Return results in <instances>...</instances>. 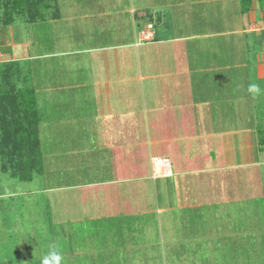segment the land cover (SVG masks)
I'll use <instances>...</instances> for the list:
<instances>
[{
    "label": "rangeland",
    "instance_id": "rangeland-1",
    "mask_svg": "<svg viewBox=\"0 0 264 264\" xmlns=\"http://www.w3.org/2000/svg\"><path fill=\"white\" fill-rule=\"evenodd\" d=\"M157 1L164 2L161 6L180 1L179 9L187 15L185 33H209L198 45L205 50L214 47L220 62L233 64L222 73L221 81L228 80L229 74L235 80L226 93L225 86L208 87L211 94L206 101L200 87L194 91L200 101L193 114L202 121V129L217 132L220 125L235 131L228 152L233 165L228 166V155L218 149L211 154L213 170L193 175L197 184L202 180L203 191L199 189L197 195L202 206L197 210L202 212L203 222L191 223L189 229L179 224L166 233L153 228L156 219L152 214H107L112 208L99 194L104 186L88 184L106 175L97 160L99 153L92 150L100 143V135L86 126L77 111L84 110L85 103L67 101L69 94L79 93L69 85L84 72L64 69L52 58L69 48L120 42V34L134 37L131 14L125 11L134 2L153 5L156 0H56L57 11L49 0L51 7L32 22L11 7L8 17L0 0L3 51L8 49L9 26L15 32L9 37L12 42L27 39L29 43L24 53L0 56V87L11 91V97L23 88L33 91L42 163L41 173L30 181H20L11 176L8 166L6 171L2 169L0 153V264H41V258L54 248L63 256L62 264H264V0ZM242 4L248 10L243 12ZM87 13L92 15L85 16ZM144 14L142 21L150 20L151 13ZM55 18L59 19L53 21ZM126 37L124 44L131 39ZM61 79L68 86L63 91L52 87ZM253 83L260 85L259 95L248 91ZM53 96L63 97L62 102L55 103ZM87 109L89 104L85 112ZM242 130L253 135L246 145L238 143ZM150 153L149 149L142 152L144 162L151 160ZM185 164L189 169L199 168Z\"/></svg>",
    "mask_w": 264,
    "mask_h": 264
},
{
    "label": "crops",
    "instance_id": "crops-1",
    "mask_svg": "<svg viewBox=\"0 0 264 264\" xmlns=\"http://www.w3.org/2000/svg\"><path fill=\"white\" fill-rule=\"evenodd\" d=\"M95 3L101 5L100 2ZM160 3L156 0L153 5L137 6L134 2L125 11L131 14L134 37L132 34L127 37L120 34L117 36L121 37L120 42L69 48L67 52L56 53L52 58H56L64 69L84 72L82 77L76 78L75 83L69 85L79 93L69 94L67 101L85 103V109L82 107L77 111L81 112L86 126L91 130L93 128L95 135H100V143L93 146L92 150L99 153L97 160L102 167V174L106 175L103 174L105 176L100 181L88 184L90 187L98 184L104 186L99 194H102L103 202L112 208L107 214H152L156 219L153 228H161L167 233L175 230L179 224L184 229H189V224L203 222L202 212L197 210L202 206L197 197L202 180L197 184L193 175L213 170L212 152L221 149L231 161L228 166L234 163L228 152L232 150L229 139L235 131L226 126L221 128L220 125L216 128L217 132L212 128L202 129V121H197V116L193 114L199 100L194 91L200 87L207 96L203 99L207 101L211 94V88L208 87L225 86L226 93L227 86H234L235 80L229 74L228 80L221 81L225 77L222 73L228 71L233 64L228 61L220 62L219 52L214 47L205 50L198 45V40L209 37V33L194 30L185 33L187 15L183 16L184 11L179 9L182 3L166 2L164 6H161L164 2ZM148 12L151 13L150 20L142 21L144 13ZM99 14L105 16L103 11ZM148 21L153 23L154 39L136 44L139 29ZM110 26L112 31L115 25L113 23ZM22 27L25 29V24ZM10 28L9 26L7 29L8 49L2 51L0 45L3 56L24 53L29 45L27 39L12 42L9 37L15 32ZM115 35L117 34H113ZM125 37L131 38L130 42L127 40L124 44ZM207 51L210 53L209 57L204 55ZM215 52L217 53L214 54ZM63 81L64 79L52 82V87L58 86L63 91L68 87ZM76 95L78 96L74 98ZM62 100L63 97H59L53 101L56 103ZM88 104L90 110L85 112ZM202 104L198 106L201 107ZM201 113L204 116L205 111ZM210 114L208 113L209 117ZM211 126L210 123L208 127ZM242 131L244 133L240 135L238 143L246 145L252 134L250 131ZM145 149L151 151L149 159L155 153L162 154L169 160L171 157L174 163V167L171 164L172 174L153 178L150 160L147 163L142 159ZM216 157L217 153L214 159ZM185 163L199 168L189 169ZM124 183H128V186ZM201 191L203 189H200V193ZM94 194L96 197L97 193ZM84 199L87 203L88 195ZM135 223L140 225V221Z\"/></svg>",
    "mask_w": 264,
    "mask_h": 264
},
{
    "label": "trees",
    "instance_id": "trees-1",
    "mask_svg": "<svg viewBox=\"0 0 264 264\" xmlns=\"http://www.w3.org/2000/svg\"><path fill=\"white\" fill-rule=\"evenodd\" d=\"M52 4L54 6L56 0H52ZM242 5L243 12L248 10L249 6ZM3 6L8 17L11 7L12 11L27 15L30 22L36 17L40 18L43 10L51 7L49 0H3ZM56 8L54 6L55 11ZM54 15L57 17L58 12ZM11 95L7 88L0 87L1 167L6 171L8 166L11 176L20 181H30L35 173L42 171L35 95L27 88L18 90L12 97Z\"/></svg>",
    "mask_w": 264,
    "mask_h": 264
},
{
    "label": "built area",
    "instance_id": "built-area-1",
    "mask_svg": "<svg viewBox=\"0 0 264 264\" xmlns=\"http://www.w3.org/2000/svg\"><path fill=\"white\" fill-rule=\"evenodd\" d=\"M153 39V27L151 23H148L146 27L139 29L136 37V44H141ZM0 56L1 51H0ZM151 174L153 178L167 177L172 174L171 163L167 157L153 156L150 160Z\"/></svg>",
    "mask_w": 264,
    "mask_h": 264
},
{
    "label": "clouds",
    "instance_id": "clouds-1",
    "mask_svg": "<svg viewBox=\"0 0 264 264\" xmlns=\"http://www.w3.org/2000/svg\"><path fill=\"white\" fill-rule=\"evenodd\" d=\"M248 91L253 95H259L262 92L260 85L250 84ZM63 256L57 249L50 250L46 255L41 258V264H62Z\"/></svg>",
    "mask_w": 264,
    "mask_h": 264
}]
</instances>
